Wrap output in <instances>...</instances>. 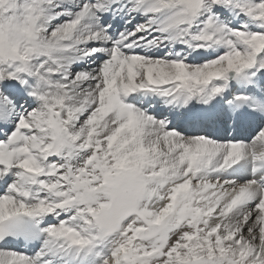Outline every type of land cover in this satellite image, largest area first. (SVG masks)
<instances>
[{
	"label": "snow or ice",
	"instance_id": "snow-or-ice-1",
	"mask_svg": "<svg viewBox=\"0 0 264 264\" xmlns=\"http://www.w3.org/2000/svg\"><path fill=\"white\" fill-rule=\"evenodd\" d=\"M0 264H264V0H0Z\"/></svg>",
	"mask_w": 264,
	"mask_h": 264
}]
</instances>
